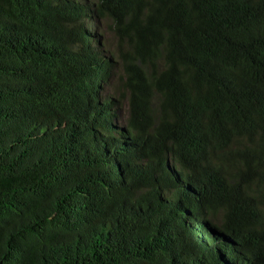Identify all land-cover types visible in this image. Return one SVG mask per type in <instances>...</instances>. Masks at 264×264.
I'll use <instances>...</instances> for the list:
<instances>
[{
  "label": "trees",
  "instance_id": "16d2710c",
  "mask_svg": "<svg viewBox=\"0 0 264 264\" xmlns=\"http://www.w3.org/2000/svg\"><path fill=\"white\" fill-rule=\"evenodd\" d=\"M0 264H264V0H0Z\"/></svg>",
  "mask_w": 264,
  "mask_h": 264
},
{
  "label": "rangeland",
  "instance_id": "374dc122",
  "mask_svg": "<svg viewBox=\"0 0 264 264\" xmlns=\"http://www.w3.org/2000/svg\"><path fill=\"white\" fill-rule=\"evenodd\" d=\"M96 31H98V33H99V31H100V32H101V37H102V39H103L104 41H107L109 44H111V42H110V36H109V33H108V32L104 31V29H103V31H102V28H100V29L96 28ZM109 49H110V48H109ZM111 53H113V49H112V48H111ZM116 75H117V73H115V77H116ZM114 81H115V80H114ZM114 81H112V82H114ZM112 90H114V86H113L112 89H110V83H109L108 92L111 94V93H112Z\"/></svg>",
  "mask_w": 264,
  "mask_h": 264
}]
</instances>
